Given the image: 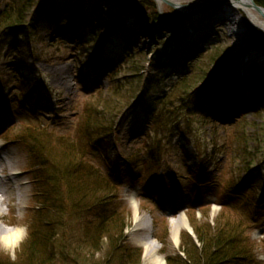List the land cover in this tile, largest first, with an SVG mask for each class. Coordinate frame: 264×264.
I'll return each instance as SVG.
<instances>
[{
    "label": "rangeland",
    "instance_id": "rangeland-1",
    "mask_svg": "<svg viewBox=\"0 0 264 264\" xmlns=\"http://www.w3.org/2000/svg\"><path fill=\"white\" fill-rule=\"evenodd\" d=\"M30 1L31 10L25 26H18L16 32L2 33L0 36V103L3 104L0 106V114L4 117L0 132L4 129V133L7 131L4 137L7 141H3L2 134L0 135L2 137L0 150L6 160L14 163L13 173L18 178V181L13 184L11 181L7 183V197L9 200L12 199V202L9 209L5 205L2 207L4 210L2 209L3 218H0V230L16 226L24 231L14 247L4 246L0 241V264H30L24 250L26 243L30 241L26 231L28 223L31 222L30 207L34 205L31 201V191L34 192L39 186H37L36 178L31 174L37 173L38 177L39 172H33L29 167L27 151L32 164L33 160L50 165H57L59 162L61 167L62 164L68 165L64 155L74 153L73 167L77 170L81 168L87 170L88 166L78 146L82 134L78 136L79 128L74 127L77 116L87 102L86 108L94 107L95 103L96 108L109 117L115 109L113 100L116 96L124 102L132 103L131 107L134 104L137 106L125 119L121 131L114 134L118 140L116 144L105 145L108 152L102 162L96 160V164L105 176L109 175L106 173L110 171L108 169L117 171V174L107 177L111 180L115 175L113 180L118 182L119 179L121 187H117V192L111 196L113 202L108 210L119 212L123 207L128 210L121 221L124 225L122 232L126 229L127 245L124 242L123 246L140 250L138 264H143V247L136 242L141 232L132 231V204L136 205L138 212L143 215V222L149 228L153 244L158 254L164 259L163 264H166L165 259L168 255L177 253L184 241L183 235L189 234L187 229L179 228L175 239L172 238L171 229L178 216L186 220L192 229L191 233H194V228L202 231L205 225L211 229L214 227L220 229L225 223L224 226L233 228V235L244 241L240 249L251 256L250 260L264 264V208L255 210L258 213L255 219L253 209L254 204L257 205L258 202H253L252 199V202L245 204L250 212L247 215L253 222L248 223L244 232L242 226L233 219V211L230 210L228 216L221 215V205L217 202L223 201L222 194H219L223 188L221 184L229 179L233 182H238L239 179L244 180L245 176L241 174L246 167L244 162L250 161V158H255L259 162L264 156V107H262L264 97L259 99L256 107L246 105L249 103L238 104L236 88L219 82L216 86L219 90L215 91L214 87L213 91L207 89L206 93L201 94L211 101V106L207 110L208 114L215 118L205 117L200 111L189 117L185 113L184 105L191 91L185 97L180 95L181 93L173 92V86L178 80L176 76L182 73L184 75L181 77L186 76L187 80L194 83L192 90L202 85L208 77L207 73L213 68L212 63L208 62V55L213 54L212 47H218L229 55L227 56L229 63L227 61L226 66L232 63L230 75L234 74L233 71H238L235 67L238 62L243 61L241 51L247 48L249 39V29L246 28L249 23L248 18L242 14L245 23L239 24L242 26L239 31L242 34L239 35V32H233L232 26L227 27L228 23L219 25V19L216 16L218 13L193 20L190 19L193 16L189 14L184 16L182 11L167 3L161 2V5H158L155 0ZM120 1L125 3L137 1L141 12L145 13L150 20L148 23L136 13L127 12L124 23H118L119 33L116 44L109 43L110 46L106 48L105 41H109L110 35H113L118 28L116 22L120 20V13L117 10V2ZM170 1L179 2L181 4L179 7L183 10V6L194 3L190 0ZM41 5H46L44 11L49 18L55 20L59 17L70 23L65 24L64 28H56L50 32L40 24L36 26ZM184 11H187L186 8ZM84 13L90 15L86 17ZM154 19L157 22L152 25ZM231 20L232 18L229 19ZM203 23H209V25ZM191 26L193 28H190ZM250 26L253 27L252 24ZM69 27L72 28L69 34L64 35L62 43L58 42L57 39L61 37L60 31ZM84 33H87L89 37L86 38ZM201 38L204 40V49L201 43L197 44ZM178 44H180L179 48ZM173 45L176 52L173 51ZM126 49L134 55L131 60H127L122 55V51ZM195 58H197L196 63L191 66ZM121 64H123L122 69L117 72L111 83L109 74L106 73L115 67L118 68ZM157 66L161 68L156 69ZM15 69H18L17 74L21 78L30 81V89H34L36 95L40 91L41 105L51 108V114L40 113L41 115L38 114L33 122L40 123L41 127L47 126L48 131L55 132L54 138L48 139L44 134L37 132L33 134V131L24 127L25 123L33 122L29 117L23 116L25 112L20 115L22 106L18 99L19 89L15 85L20 77L13 73L17 71ZM171 69L176 71L175 75H171L169 72ZM156 70L166 72L156 73L154 72ZM252 73L249 72V74ZM130 74L132 76H129ZM117 80L127 83V87L115 92L117 95L113 99L114 95L107 96L109 94L107 88L110 85L109 82L112 85ZM229 80L238 85L240 83L245 85L244 80L238 81L236 78ZM132 82L133 85H130ZM97 90L103 92V98L100 100L104 102L100 106L97 105V98L86 100L89 96H95ZM164 102L169 104L164 106ZM197 103L200 104L201 100ZM152 107L160 108L161 116L164 108L172 109L176 117L186 118L192 131L187 132L184 127L177 126L171 134L160 133L161 141L154 143L158 137L150 133L152 128L147 125L148 112L153 110ZM237 110L238 112L233 114ZM63 134L67 135V139H56ZM19 137L24 138V143L20 142ZM47 141L50 142L48 147H46ZM152 144L155 146L153 150L162 155V162L158 166L164 167L167 173L164 178L158 177L154 182L146 179L151 173L154 174L151 166L152 157L149 153L152 150ZM37 147H41L42 150H36ZM46 157L49 159L47 160ZM87 158L93 162L95 157L89 154ZM200 164L206 167L211 181L209 186L203 185L202 189L193 177L195 173L202 170ZM261 166L264 169V163ZM12 176L9 175V178L11 179ZM0 179H5L1 173ZM10 185H12L11 190ZM18 186L23 188L21 201L17 198ZM166 195L168 202H163L162 198ZM260 202L262 203V200ZM194 203L197 205L192 207ZM194 238L196 239L192 241L199 243L197 237ZM197 243H195L196 246H198ZM238 248L239 245L236 246V250ZM106 251L93 253L91 259L101 260L105 257ZM89 253L87 250L82 253L87 258L81 255L88 259V263H90ZM53 259L57 260L55 264H64L63 259L58 255L53 256Z\"/></svg>",
    "mask_w": 264,
    "mask_h": 264
},
{
    "label": "trees",
    "instance_id": "trees-1",
    "mask_svg": "<svg viewBox=\"0 0 264 264\" xmlns=\"http://www.w3.org/2000/svg\"><path fill=\"white\" fill-rule=\"evenodd\" d=\"M253 1L256 5L264 8V0ZM30 3V0H0V7L2 6L0 8V36L2 33L16 32L19 28L18 26H25L28 13L31 10V6H29ZM137 3V1L134 3L117 2V10L120 13V20L117 24L125 19L127 12L136 13L138 17L140 16L142 20H146L147 22L150 20L145 13L141 12L140 5H137ZM45 8L46 5H41L36 26L40 24L46 31L50 32L56 30V28H64L65 24L70 23L68 20H62V18L59 17L55 20L49 18L45 14ZM156 22L157 20L154 19L152 25ZM60 32L61 34H59V36L61 37L57 40L62 43V39H64V35L67 33L65 29ZM84 34L86 38L89 37L87 33ZM115 36L111 37V40H114ZM248 38L251 47L264 48V35L258 29L249 26ZM105 43L106 48H108V46H110L108 41H105ZM211 52L213 54L208 55V62L212 63V65H217V67L207 77L203 85L192 90L190 95L185 99V113L189 117L196 115L197 111L202 112L204 115L207 109L208 98L205 99L206 97L201 94L207 92L205 89L206 85L210 87V84L218 83L226 73L227 66L222 62L226 58L225 51H221L218 47H212ZM124 56L127 60H131L134 55L131 52H125ZM196 59L197 58L192 62L191 66L195 65ZM122 67L123 64L111 75L109 78L111 83L112 80H114V76L118 74L117 72H120ZM160 68L159 66L156 67V69ZM154 72L166 71L156 70ZM129 76L132 75L130 74ZM176 78L178 80L173 86V92L175 91L177 94L181 93L180 95H184L185 97L194 83H192L191 80H187L188 78L186 76L182 78L176 76ZM135 80L133 82H135ZM110 82L107 88L109 89V94H107V96L114 95L113 99L117 95L115 92L127 87V83L123 81L117 80L112 85ZM133 82L130 85H133ZM17 84L21 86V95L23 97L24 93L28 92V90L24 88L26 82L22 83L21 80H18ZM102 95V90H97L95 96H89L86 100L93 97L97 98V105L100 106L104 102L100 100L103 98ZM190 96L194 97V104L190 103ZM23 99L26 100L30 98L24 96ZM165 99H163V101H165ZM198 100H204L203 103H201L202 106L196 105L199 104L197 103ZM113 103L115 104V109L109 114V117H106L103 111L98 110L95 103L94 107L86 108L88 105L87 102L84 103L83 109H81L80 114L77 116L74 127L79 128L77 132L78 136L82 134L78 146L81 151V156L88 166L87 170L83 168L77 170L73 167L75 165L74 153H71V155L67 153V157L64 155L65 162H67L68 165L63 166L62 164V167L59 162L57 165L43 164L42 161L37 163L39 167H36L37 170L39 169V173L38 177H36V183H38L37 186H39L33 192L35 204L30 210L31 222L28 223L26 231V235H28V239L31 242L28 241L29 243H26L27 245L24 249L25 255L27 254L26 258L29 259L30 264H55L57 261L53 259L55 255L60 256L64 264L139 263L140 250L129 249L127 246H123L125 242L122 232L124 225L121 221L124 214L127 212L124 208L119 212L107 210V207L113 202L111 201V196L114 193L115 186L111 183L113 181L107 178L109 175H103L99 166L96 164V160L102 162V159L105 158L104 156L108 152L105 145H110V143L113 144L114 139L117 138L114 134H116L117 131L118 133L121 131L125 119L132 112V103L129 104L130 102H124V100L119 99L118 96L113 100ZM38 104L39 100L35 103H28V110L23 116H25V118L29 117L33 122L38 116ZM160 104L161 102L158 106ZM168 104L169 103L164 102V106ZM155 109L153 108V110L148 112L149 120L147 122V125L152 128L150 133L158 137L154 143L161 141V138H159L160 133L171 134L173 129L177 126L184 127L185 131H192L186 118L176 117L177 115L175 116V112L172 109L164 108L162 116L161 109ZM83 121L84 124L82 125ZM33 123L35 124L31 130L33 134L37 132L44 134L48 139L50 137L54 138L55 132L52 130L48 131L47 126L41 127L40 123ZM27 124L30 127L32 123L28 122ZM158 124L159 126H157ZM56 139H67V135L63 134L62 137H57ZM46 144H48L46 145V147H48L50 142L47 141ZM154 147V144H152V150H150L149 153L152 157L151 166L154 171H156L159 168L158 165L162 162V155H160L158 151L153 150ZM49 149L52 148L49 147ZM36 150H42V148L37 147ZM89 154H93L95 157L93 162H90L87 158ZM48 159L49 158H47V160ZM43 167H47V169L44 170ZM55 169L57 170L54 174ZM225 214L227 215L229 212H226V210L221 212V215ZM233 219L236 220L235 218ZM218 225L220 227V224ZM224 225L225 223L221 225L220 229L215 227L211 229L209 226L205 225L202 231L200 229V231H198L194 228L193 232L199 242L198 246H196L188 235H183L184 241L181 243L183 257L179 255H169L165 259L166 264H249L242 258L246 252L240 249V245H243L244 241L233 235L232 227ZM55 243L57 244L54 245ZM238 245L239 248L236 250V246ZM104 249L107 250L105 257L97 261L91 259L93 258V253L97 251L102 253L105 251ZM84 250L90 252L88 254L90 263H88V259H85L87 257L82 255ZM81 255L85 258L81 257Z\"/></svg>",
    "mask_w": 264,
    "mask_h": 264
},
{
    "label": "bare ground",
    "instance_id": "bare-ground-1",
    "mask_svg": "<svg viewBox=\"0 0 264 264\" xmlns=\"http://www.w3.org/2000/svg\"><path fill=\"white\" fill-rule=\"evenodd\" d=\"M158 5H161L160 0H155ZM191 3L194 2L193 4H188L183 6L184 10L186 8V12L191 14L193 17L190 19H196V18H202L206 17L208 13L213 14L216 11L212 9H209V11H206V9L211 3H216V0H190ZM174 6H176V9H179V6L181 5L179 2H172ZM230 4H234L232 8L234 9H240L248 20L253 24V26L259 28L264 32V19L261 15H259L257 12H255L250 3L249 0H231ZM210 7V6H209ZM221 9V8H220ZM228 6L222 7L221 10L222 14L220 17H223L222 19L218 20L219 25H225L224 23H228L227 27H231L233 31L239 32L241 30V25L245 23L244 17L242 16V13L236 10H233ZM204 10V11H203ZM180 11V10H179ZM224 11V12H223ZM236 16V19L234 16ZM240 16V17H239ZM239 17V19L237 18ZM198 18V19H199ZM229 18L232 20L229 21ZM228 21V22H227ZM241 24V25H239ZM248 28V23L247 27ZM242 33L239 32V35ZM239 49V48H238ZM248 61L247 64L255 65L257 67V73L261 77H258L256 82L259 83L261 91L264 88V52L263 51H258L256 53H250L247 57ZM250 65V66H251ZM247 83V82H246ZM226 84H228L226 82ZM236 90L244 92L246 90V87H244V84L238 85L237 83H234L233 85ZM4 117L0 116V122L3 120ZM14 163L10 162L9 160H6L5 157L3 156L2 150H0V169L4 174L5 179H0V218H3V210L2 207L9 206V199L7 195V190L6 186L8 181L14 180L15 182L18 181V178L16 176H13L10 180L9 178V173L14 169ZM11 175V174H10ZM17 192H18V197L21 201L23 198V188L22 187H17ZM131 204H132V197L130 198ZM132 215H133V221H132V231H140L141 235H139L136 239V242L140 243L141 246L143 247V264H163V257L158 254V251L156 247L153 244V239H151L150 232L148 231L149 228L147 225L144 224L143 220V215L138 212L137 206L132 204ZM188 227L187 222H185L184 218L182 216H178L176 222L172 226L171 229V236L173 239H175L177 231L179 228H186ZM24 231L21 228H18L16 226L0 230V241L4 244V246H11L14 247L18 241L21 239L23 236Z\"/></svg>",
    "mask_w": 264,
    "mask_h": 264
},
{
    "label": "water",
    "instance_id": "water-1",
    "mask_svg": "<svg viewBox=\"0 0 264 264\" xmlns=\"http://www.w3.org/2000/svg\"><path fill=\"white\" fill-rule=\"evenodd\" d=\"M160 1L172 5V2H170L168 0H160ZM249 3L251 5L252 9L255 12H257L259 15H261L263 17V19H264V9L261 6L256 5L253 0H249Z\"/></svg>",
    "mask_w": 264,
    "mask_h": 264
}]
</instances>
